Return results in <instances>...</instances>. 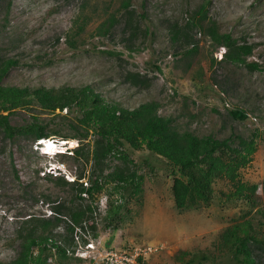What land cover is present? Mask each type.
Instances as JSON below:
<instances>
[{"label": "rangeland", "instance_id": "rangeland-1", "mask_svg": "<svg viewBox=\"0 0 264 264\" xmlns=\"http://www.w3.org/2000/svg\"><path fill=\"white\" fill-rule=\"evenodd\" d=\"M125 1L0 2V66L6 60L15 62L2 84L47 89L90 86L106 102L127 109L155 102L158 114L170 118L175 129L198 137L224 139L231 133L249 137L258 131L256 152L241 171V179L259 185L258 208L250 215L254 224L264 221V0H129L130 21L122 8ZM203 3L207 19L187 27ZM111 16L114 25L107 32L105 21ZM210 24L220 34L252 45L247 62H256L259 69L250 71L225 61V50L216 47L205 31ZM79 26L83 29L77 33ZM192 43L196 50L189 52ZM128 73L143 77L142 83L134 85ZM232 109L245 111L247 119L232 120L228 115ZM26 119L25 114L15 113L10 122L17 125ZM68 147L64 146L69 153L73 148ZM147 157L145 152L129 153L136 162ZM49 164L59 170L52 171ZM90 165L77 164L72 156L52 158L26 139L9 143L0 136V262L18 252L17 231L23 220L47 217L55 205L76 199L75 188L52 179L63 177L69 182L82 171L79 182L89 185L88 177L93 180L99 174L90 176ZM128 166L109 158L102 176ZM137 175L144 178L138 195L131 186L116 190L113 183H106L92 199L84 197L80 204L94 211L89 219L94 235L116 247L127 243L159 247L148 264H186L194 254L193 264H232L219 245L220 234L231 223L218 218L216 207L179 214L168 180L149 173L143 163ZM60 227L64 231V225ZM202 253L214 258L207 254L199 260Z\"/></svg>", "mask_w": 264, "mask_h": 264}, {"label": "trees", "instance_id": "trees-1", "mask_svg": "<svg viewBox=\"0 0 264 264\" xmlns=\"http://www.w3.org/2000/svg\"><path fill=\"white\" fill-rule=\"evenodd\" d=\"M3 1L6 0H0ZM122 8L130 21L133 10L129 9V0L124 2ZM205 9L206 3H203L186 26H199L207 19ZM105 22L108 32L114 25L112 16ZM82 29L83 26H79L77 33ZM205 31L216 47L225 50V61L244 65L250 71L259 69L256 62H247L253 50L252 45L235 41L228 34H220L213 24ZM195 50L196 45L192 43L189 52ZM14 64V61L6 60L0 66L2 140L14 143L26 139L32 145L39 139L55 136L63 141L76 140L77 148L71 155L64 156H72L80 165L91 162L90 176L96 172L99 174L93 180L88 177L87 186L79 182L84 177L82 171L74 173V180L69 182L55 176L53 181L76 189V199L69 205H55L47 217L30 216L23 220L17 231L18 252L12 259L0 264H51L50 259H54L57 264L73 262L66 255V248L73 246L71 224L81 226L94 213L90 205L80 204L84 200L82 194L87 193L92 199L103 190L106 183H113L116 190L131 186V192L138 195L144 179L137 175L142 163L148 167L149 173L154 176L158 174L169 181L173 208L177 213L216 207L218 218L230 221V226L220 234L219 245L224 254H228L232 264H262L264 221L259 220L254 224L250 215L258 208L255 194L259 185L248 184L241 179V171L249 165L256 152L258 131L249 137L234 133L224 139L210 135L198 137L189 131L175 129L170 118L158 114L155 102L127 109L118 103L106 102L90 86L58 89L5 86L2 80ZM127 77L134 85L142 83L143 77L138 74L128 73ZM15 113L25 114V122L11 124L10 117ZM228 115L232 120L247 119L246 112L241 109L229 110ZM54 120H58V124H52ZM62 131L66 133L62 134ZM144 152L151 159L147 157L142 162L129 159V153ZM109 158H117L129 166L126 169L117 168L103 177V166ZM61 224L64 225V233L55 234L54 231ZM90 228L94 230L95 227L91 225ZM207 254L214 258L212 253H202L198 259L205 260ZM182 255L188 256L187 253ZM194 255L186 264H193Z\"/></svg>", "mask_w": 264, "mask_h": 264}, {"label": "built area", "instance_id": "built-area-1", "mask_svg": "<svg viewBox=\"0 0 264 264\" xmlns=\"http://www.w3.org/2000/svg\"><path fill=\"white\" fill-rule=\"evenodd\" d=\"M83 185L87 186L88 183L83 181ZM86 196L87 193L82 194L83 198ZM91 225H94L91 220L83 221L81 226L71 224L73 246L66 248V255L72 258L73 262L69 264H148L150 257L159 251V247L153 245L133 243L120 247L107 246L103 238L93 234ZM57 230H61V234L64 233L61 227Z\"/></svg>", "mask_w": 264, "mask_h": 264}, {"label": "clouds", "instance_id": "clouds-1", "mask_svg": "<svg viewBox=\"0 0 264 264\" xmlns=\"http://www.w3.org/2000/svg\"><path fill=\"white\" fill-rule=\"evenodd\" d=\"M224 57V55L222 56V58ZM35 148H40L43 152L45 151L46 152V155H49L51 156L52 158L53 157H56V156H63V155H67L69 153H71L74 149H76V147L78 146V142L77 141H63V140H60V141H54V140H50V138L48 139H39L35 142ZM51 145L53 149L57 150V152H54L53 149L51 150H47V147ZM69 146L68 148H73L72 151H70L68 153V149L67 148H64V146ZM63 147V148H59V147ZM73 146V147H71ZM57 148V149H56ZM49 169H51L52 171L56 172L59 170V168L53 164V166L51 164H49Z\"/></svg>", "mask_w": 264, "mask_h": 264}, {"label": "bare ground", "instance_id": "bare-ground-1", "mask_svg": "<svg viewBox=\"0 0 264 264\" xmlns=\"http://www.w3.org/2000/svg\"><path fill=\"white\" fill-rule=\"evenodd\" d=\"M71 147H73V146H71ZM51 149H53L52 148V146L51 145H49L48 147H47V150H51ZM57 149V148H56ZM54 150V152H57V150H55V149H53ZM45 152V151H44ZM46 153V152H45Z\"/></svg>", "mask_w": 264, "mask_h": 264}]
</instances>
